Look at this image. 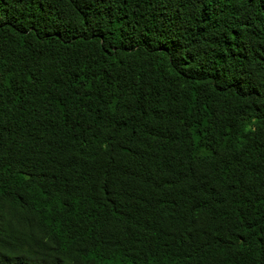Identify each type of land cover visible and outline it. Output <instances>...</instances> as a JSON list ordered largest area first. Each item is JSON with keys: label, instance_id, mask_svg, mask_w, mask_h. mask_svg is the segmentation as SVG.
<instances>
[{"label": "trees", "instance_id": "16d2710c", "mask_svg": "<svg viewBox=\"0 0 264 264\" xmlns=\"http://www.w3.org/2000/svg\"><path fill=\"white\" fill-rule=\"evenodd\" d=\"M0 264H264V0H0Z\"/></svg>", "mask_w": 264, "mask_h": 264}]
</instances>
